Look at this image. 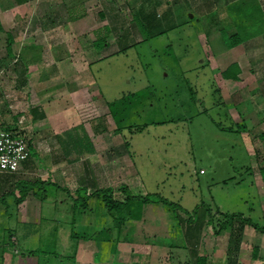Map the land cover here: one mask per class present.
<instances>
[{"label":"rangeland","instance_id":"rangeland-1","mask_svg":"<svg viewBox=\"0 0 264 264\" xmlns=\"http://www.w3.org/2000/svg\"><path fill=\"white\" fill-rule=\"evenodd\" d=\"M1 1L7 6L13 5L9 4L10 2H16ZM88 1L83 0L84 5L76 7L70 13L71 16H77L87 10L89 20L79 27L78 32H85V37L89 34L94 37L92 30L98 28L106 17L110 24L101 31L108 32L113 29L114 32L108 33L107 37L111 34L110 37L115 38L116 35L119 39L107 48L108 55L91 67L95 76L87 72L79 74L80 78L94 80L96 77L110 102H107V114L120 122L123 133L121 137H117L121 140L120 145L125 139L130 142L129 150L134 162L133 178L136 185L138 184L131 186L132 192L162 194L181 207L171 210L163 202L146 204L144 219L130 221L127 227L123 226V237L120 238L122 248L117 250L120 253L117 252L114 256L115 262L192 264L195 262L192 243L187 242V249L180 247L181 251L166 247L163 249L164 254H155L157 249L153 252V248L162 244L163 240L175 243L176 247L183 246L184 241H187L185 231L189 226H197L203 229L197 250L209 255L210 262L207 264H264V248L261 247L257 252L254 248L258 242L254 239L256 234L253 231L256 229L252 224L237 218L233 229L231 228L233 233L227 229L221 232L222 235L215 234L224 219L219 209L223 213H243L244 216L264 225V185L256 173L259 160L264 159V138L259 136L264 130V121L249 122V138L254 146L252 150H248L246 136L237 130V123L227 116V106L222 104L225 102L222 92L220 89L215 90L217 81L214 77L218 73L214 70L224 66L227 57L210 58L222 51L226 37L235 30L234 24L238 17L234 7L237 8V1ZM258 3L260 4L259 1ZM261 3L264 5V0H261ZM6 5L0 7V11L6 9ZM11 10L12 15H3L6 25L3 23L4 31L0 32V102L3 101L1 94L6 89L4 86H14L20 81L21 76L16 71L20 65L17 60L23 57L21 54L27 49L24 45L25 36L31 34V31L26 32V21L17 19V23V15L13 16L15 9ZM103 13L105 15H102ZM22 18L28 19L27 16ZM64 20L65 16L58 15L52 20L55 25L48 23L49 27L55 29L53 35L57 38L74 33L71 26L64 24ZM12 23L14 26L10 25ZM29 30H33V25ZM8 32L14 37L12 57H4L8 50ZM100 43L104 44L105 41L101 40L97 45ZM116 49L122 50L109 53ZM77 57L78 54L74 59ZM129 93H132V96H128ZM228 93H225L226 97ZM250 98L252 101L245 104V108L253 114L254 102L258 100L253 96ZM258 105L259 103L256 104L257 107ZM128 124H133V128L127 127ZM144 125L146 126L143 128ZM114 126L115 123L112 124V129ZM121 179L123 180V176ZM121 179L113 185L115 191L124 183H120ZM37 187V192L44 196L41 197L42 215L37 218L38 223L26 225L29 228L26 234H17L19 242L13 244L17 248L10 249L17 256L14 258V264L22 257L20 252L28 255L27 262L24 261L23 264H35L38 257L47 255L41 254L44 250L55 253L47 255L42 264H49L50 256L59 261L53 264H82L75 248L78 240L84 235L93 234L94 227L87 224V219L100 221L103 218L101 214L106 210L104 201L94 197L90 200V210L84 212V206L79 203L73 213L71 209H61L64 199L60 198V195L66 194L64 191L50 184L43 188H39L40 185ZM85 191L86 188L83 187L80 194L85 196ZM120 193L123 198L124 193ZM83 201L81 199L78 202ZM66 202L73 204L74 200L70 198ZM87 203L86 206L89 205V202ZM2 204L0 201V231L6 230L5 237L9 239V229L17 219L15 203L13 200L6 203L10 208V216L7 217L2 216ZM208 208L214 215V225H211L215 227H211L209 223L211 213ZM53 213L57 215L52 217ZM73 215L76 221L73 220ZM112 217L114 216L108 211L107 220L111 221ZM188 217L193 221L189 222ZM112 226V223L108 224L107 233H103L105 240L102 234L100 237L97 235L96 243L98 253L100 252L96 254L98 258L109 254V246L115 233ZM71 227L78 233L77 237L70 236ZM20 228L25 230V226L21 225ZM245 228L249 235L243 243ZM188 238L190 239L189 233ZM238 240L239 246L234 245L232 250V243ZM139 241L148 245L142 248ZM228 244L229 246H226ZM30 250H34V253H30ZM148 250L155 254L152 260L143 255ZM6 251L8 250H0V256L5 253L8 257ZM225 251H228L226 255ZM254 253H257V256ZM112 257L113 255L110 258ZM24 258L23 256L21 260ZM2 263L4 264V261L0 264Z\"/></svg>","mask_w":264,"mask_h":264},{"label":"crops","instance_id":"crops-1","mask_svg":"<svg viewBox=\"0 0 264 264\" xmlns=\"http://www.w3.org/2000/svg\"><path fill=\"white\" fill-rule=\"evenodd\" d=\"M258 1L263 10L264 5L261 0ZM86 2L84 3L83 0H16L15 3H9L13 4L12 6H7L3 1L0 2V7L3 8V5L7 6V8L5 7L6 9L0 11V18L4 26L6 25V20L3 15H12L11 8H14L15 14L13 16L17 15L15 18L16 22L17 19L18 21H26L24 23L26 24V32L31 31L30 35L25 36L26 43L24 45L27 49L24 50V54H21L24 60L22 58L17 60L20 65L16 71L21 76L20 81H17L14 86L8 84L4 86L6 89L1 94L3 101L0 102V124L19 130L27 135L31 146L30 157L22 162L18 171H0V201L3 203L1 208L4 211L2 216H10L8 215L10 208L6 203L13 200L17 218L14 226L9 229V239L5 237L6 230L0 231V250H8L6 251L8 252V257L5 256V253L4 256L3 253L0 256V260L1 262L4 261V264H14V258L17 256L10 250L11 247L17 248L15 245L19 242L18 235L26 234V231L29 230L26 225L34 222L38 223L37 218L42 215L43 205L41 202L43 201L41 197L44 196L40 192L34 191L33 188L29 189L27 193L23 191L30 182L50 179L59 184L60 187L55 186L56 189L66 193L62 196L60 195V198L64 199L62 203L64 206H61V209L68 211L71 209L73 213L77 206L75 205V199L78 197L77 193L80 188H86V192L90 194L108 186L114 187L113 185L122 176L123 180L121 179L120 183L121 181L124 183H121V185L128 182L129 184L127 185H130L129 188L131 190L133 186L138 185H136V180L133 178L135 174L132 171L134 162L131 160L130 142L125 139L123 144L121 142L122 145H120L121 140L117 137L118 135L120 137L123 135L121 125L115 118H112L114 116L111 117L107 114V109L109 108L107 107L109 105L107 102H110L107 100L104 90L98 84L96 77H94V80H88L80 78L79 75L87 72L93 74L91 67L100 63V60L108 55L107 48L119 39L116 35H114L115 38L110 37L111 34L107 37L108 33L114 32L112 31L113 29L108 32L101 31L110 24L106 17L98 28L92 30L96 34H93L94 37H90L91 34L85 37V32H78L79 27L87 22L89 16L87 10L82 11L77 16H71L70 13L76 7L86 5ZM66 3L67 7H65ZM58 15L60 17L65 16L64 24L71 26V30L74 32L73 35L58 36L59 38L53 35L55 29L49 27L48 23L49 25L53 24V18ZM102 15L105 14L103 13ZM23 16H27L29 20H24ZM246 20L248 19L246 18ZM259 21L262 23L260 29H246L245 33L242 34L244 39L242 42L232 47H228L224 42L225 47H223L222 51L210 57H227L224 66L214 70L218 73L214 77L217 81L215 90L220 89L222 92L225 101L222 104L227 106V116L234 123H237L239 126L237 130L244 137L246 136L248 150H252L254 146L249 138V133L251 132L249 122L264 121V17ZM10 25L14 26L13 23ZM32 25L34 31L29 30ZM21 32H23V29ZM69 35L71 36L69 37ZM101 40H104L105 43L97 45ZM68 41L69 43H67ZM76 47L78 49H75ZM86 47H89V49ZM59 48L61 49L60 52ZM119 50L122 49H116L109 53L119 52ZM76 54H78L80 59H77L78 57L74 59ZM13 55V50L10 52L7 50V54L4 57H12ZM233 63H237L239 69H237L238 71H231V73L238 74V78L226 77L223 73ZM204 67L206 68L207 66ZM259 67L261 68L259 69ZM8 71L11 72L10 70ZM228 91H231V93H228ZM226 92L228 97H226L227 94L225 95ZM128 96H132V93H129ZM252 96L258 102H254L253 114H250L251 112L250 110L247 112L245 104L247 105L252 101V98H250ZM1 103L4 104L2 105ZM257 103H259L258 107L256 106ZM113 123H115L114 129H112ZM133 126V124L127 125L129 128ZM263 135L264 130L259 133L262 138H264ZM121 139L123 140V138ZM262 163H264V159L259 160V169L256 173H258L257 175L262 179L261 181L264 185L260 171ZM120 192H122L121 189L115 191V196L122 198ZM94 197L100 199V201L102 200L99 196H93L91 199ZM70 198L74 200L73 204L66 202ZM91 199H89V205L82 208L83 211L92 208ZM54 207L57 210V203H55ZM105 208V211L101 214L103 218L100 221L87 219V224L94 227L93 234L78 240L75 250L78 251L77 255L80 257L82 264H118L115 262L114 256L117 252L120 253L119 251L122 248L120 238L123 237L121 236L123 226L127 227L130 221L142 220L131 219L125 222L127 224L123 223L118 226L113 217L111 221L107 220L108 209L106 205ZM144 212L143 210V214ZM57 214L53 213L52 217ZM144 216L145 214L142 217L143 219ZM73 220L76 221L74 215ZM110 223H112L115 232H113V242L109 246L110 255L98 258L96 254L100 252L98 253L99 249L96 243L97 235L100 237L102 234V238L104 236L105 240L107 227ZM21 225L25 226V230H21ZM189 227L185 231L187 241H184L183 246L176 247L175 243L163 240L162 244L156 246L158 248L153 245V252L157 249L155 254H160L161 252L164 254L163 249L166 247L170 249L177 248L181 251L182 248L180 247H183V250L187 249L186 244L189 242L193 244L192 252L195 256V261L199 255H206L207 262H210V257L207 253L197 250V244L200 237H202V227ZM211 227L213 226L211 225ZM72 231L71 227L70 236H74ZM117 232L118 234L116 235ZM253 232L256 234L254 239L258 242L254 246L257 252L261 247L264 248V232L257 231V229ZM188 233L190 234V239L188 238ZM247 235L249 233L247 228H245L242 237L243 243L246 241ZM139 244H141L140 241ZM141 245L142 248H145L148 243ZM151 250L143 254L147 255L149 260H152L151 258L155 256ZM54 253L52 251H43L41 254L52 255ZM227 253L228 251H225V255ZM20 255L22 257L17 258L18 260L15 264L27 262L26 258L28 255L26 253L21 254V252ZM111 255H113L112 258H110ZM23 256L25 258L22 261L21 258ZM46 256L38 257L35 264H42ZM53 262L59 261L54 256H50L49 264H53ZM31 263H33L32 259Z\"/></svg>","mask_w":264,"mask_h":264},{"label":"trees","instance_id":"trees-1","mask_svg":"<svg viewBox=\"0 0 264 264\" xmlns=\"http://www.w3.org/2000/svg\"><path fill=\"white\" fill-rule=\"evenodd\" d=\"M235 1H237L235 3H238V5H237V8L234 7L235 8L234 12L237 14L238 18L234 24L235 30L231 34H229L225 39L226 45L228 47H232V46L237 45L238 43L242 42L244 40L242 34L245 33L246 29L256 28V26L258 29H260L262 27V25H261L262 23L259 20L264 17V9L262 10V8L260 7V4L258 3L257 0H235ZM230 8H232V7H230ZM246 18L248 20H246ZM247 22H249V23H247ZM1 31H4V26H3V23H2L1 18H0V32ZM13 42H14V37H13V35H11L10 32H8L7 48H8L9 52L12 50ZM237 69H239L238 64L233 63L223 73L226 77L238 78V74L231 73V71H235ZM145 126L146 125H144L143 128ZM231 129H234V128L231 127ZM260 171H261V174H262V177L264 180V163H262L260 165ZM49 184L60 187L59 184H57L56 182H54L50 179H48V180H35V181L30 182V184L28 186H26V189L23 191H25V193H27V191L29 189L33 188L34 191L37 192L38 191L37 186L40 185L39 188H43V186L45 187L46 185H49ZM81 189L82 188H80L78 190L77 194L79 196L75 199V205H78L80 203L81 205L86 207V204H88L87 202H89V199H91V197H93V196L98 197L99 196L104 201L108 211L114 216L113 219L116 221L115 223L118 226H121L127 220L141 219L143 217L144 206L148 203L163 202L171 210H176V209L178 210L181 208L179 206V204H177L176 202L170 201L167 197H164L162 194H157V193H155V194H151V193L135 194L134 192H132V190L129 188V186L127 184H123L120 186L121 191L124 193L123 198H118L117 196H115V190H114V187H112V186L102 188L101 190L93 191L90 194L85 191V196L80 194ZM81 199H83L84 201L78 202ZM208 210L211 213L209 223L214 225V222H213L214 215L212 214V211H210V208H208ZM219 212H220V214L223 215L224 219L220 222V226L216 230V234H222L221 232L223 230H227V229H229L230 232L233 233L231 228L233 229L234 222L237 218H239L240 220H243L244 222L252 224L257 230L264 232V225H260L259 223L255 222L249 216H244L243 213H240V212L223 213L220 209H219ZM187 220L189 222L193 221V219L191 217H188ZM213 227H215V226H213ZM72 234L75 237H77L78 233H76V231H72ZM83 237H87V236L84 235ZM230 243H232V242H229V244ZM229 244H228V246H229ZM234 245H235V247H236V245L238 247L239 246V240L236 241L235 243H232V250H233ZM46 251L47 250H44V252H46ZM229 251L231 252V248H229ZM29 252L34 253V250H30ZM47 252H49V251H47ZM254 255L256 256V253H254ZM206 259H207L206 255H199L198 259L192 264H207Z\"/></svg>","mask_w":264,"mask_h":264},{"label":"built area","instance_id":"built-area-1","mask_svg":"<svg viewBox=\"0 0 264 264\" xmlns=\"http://www.w3.org/2000/svg\"><path fill=\"white\" fill-rule=\"evenodd\" d=\"M30 155L31 146L28 136L19 130L0 124V171H18L22 162Z\"/></svg>","mask_w":264,"mask_h":264}]
</instances>
